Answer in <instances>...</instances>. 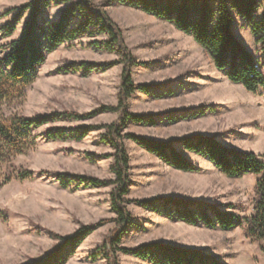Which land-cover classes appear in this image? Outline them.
I'll return each instance as SVG.
<instances>
[{
	"label": "rangeland",
	"instance_id": "rangeland-1",
	"mask_svg": "<svg viewBox=\"0 0 264 264\" xmlns=\"http://www.w3.org/2000/svg\"><path fill=\"white\" fill-rule=\"evenodd\" d=\"M30 1L0 0V58L5 46L20 37L29 17L25 14L16 33L5 38L6 25L15 16L8 15L9 10ZM95 2L103 4L106 0ZM64 7L45 10L43 19L56 21ZM105 10L121 29L134 61L141 64L132 69L134 84L155 86L152 94L136 93L127 107L131 114L148 116L151 123H130L125 133L159 142L213 137L229 148L264 154L263 95L250 94L241 85L230 83L225 73L215 68L210 54L171 23L117 3ZM234 33L261 65L263 55L247 23L237 18ZM107 40L104 36L83 38L49 54L38 70L36 82L15 111L33 117L55 112L89 114L118 106L122 57L118 51L109 53L93 45ZM81 63L114 65L105 72L61 71ZM201 110L206 114L198 115ZM193 113L198 116H191ZM119 117L118 113L99 112L87 121L61 119L37 130V147L14 160L16 169L35 174L31 180L2 185L7 169L0 165V264L30 263L61 245L59 237H70L80 227L102 221L106 223L78 247L67 264H109L100 248L117 228L118 217L111 207L113 187L71 183L64 188L54 174L113 180L114 150L103 141L104 130H93L82 141L48 140L45 135L56 129L70 131L113 124ZM124 144L130 158L129 200L171 197L206 202L221 212L241 217L253 214L254 175L228 178L209 160L177 145L176 149L198 168L196 172H182L130 140ZM127 209L131 221L124 229L120 244L123 248L158 242L198 250L224 264H264L262 244L248 238L244 226L222 230L188 224L135 203L127 204ZM117 255L119 264H150L122 252Z\"/></svg>",
	"mask_w": 264,
	"mask_h": 264
},
{
	"label": "trees",
	"instance_id": "trees-1",
	"mask_svg": "<svg viewBox=\"0 0 264 264\" xmlns=\"http://www.w3.org/2000/svg\"><path fill=\"white\" fill-rule=\"evenodd\" d=\"M114 3L138 9L171 23L178 31L191 36L210 54L215 68L224 72L230 83L241 85L250 94L264 96V0H106L103 4H97L95 0H31L19 8L9 10L8 15L15 13V16L6 25L5 38H10L16 33L25 14L28 13L29 17L23 23L20 37L5 46L3 56L0 58V165H5L7 169L2 185H7L13 180L23 182L34 178L33 172L16 169L14 160L29 154L37 147L39 137L36 134L37 130L61 119L87 121L96 117L99 112L118 113L119 120L113 124L84 126L70 131L56 129L47 131L45 135L48 140L69 138L82 141L93 130H104L103 141L114 150L113 180L54 174L64 188L71 183L92 188L113 187L111 207L118 217L115 220L117 228L115 234L105 240L100 248L109 264H119L117 252L134 256L150 264H224L201 251L158 242L142 244L133 249L121 247L124 229L131 221V214L127 209V204L130 203L192 225L203 224L222 230L244 226L248 238L262 244L261 250L264 252V154L258 155L252 151L229 148L213 137L191 136L159 142L124 132L130 123L137 125L151 123L148 116L131 114L127 107L129 100L136 93L152 94L155 86L133 82L132 69L141 64L134 61L124 42L121 29L105 10ZM58 6L65 7L56 21L49 22L43 19L45 10ZM237 18L245 21L250 27L263 55L261 65L236 37L234 27ZM98 36L107 37L108 40L94 42L93 45H99L109 53L118 51L122 57L123 72L118 106L103 107L100 111L89 114L55 112L33 117H26L15 111L16 107L23 103L27 90L36 82L38 70L46 63L49 54L83 38L92 39ZM113 65V63L88 66L85 63L71 64L61 71L77 73L84 69L86 73L105 72ZM200 114L205 115L206 112L201 110L198 115ZM198 115L193 113L191 116ZM125 140L138 144L178 171L192 173L198 168L176 149L177 145L209 160L228 178L254 175L257 179L253 214L241 217L234 213L221 212L206 202L171 197L144 201L129 200L127 196L132 182ZM45 174L48 175L47 172ZM104 223L106 221L82 226L70 237H59L61 245L26 264H67L78 247Z\"/></svg>",
	"mask_w": 264,
	"mask_h": 264
}]
</instances>
